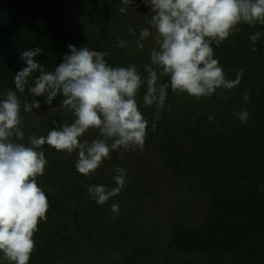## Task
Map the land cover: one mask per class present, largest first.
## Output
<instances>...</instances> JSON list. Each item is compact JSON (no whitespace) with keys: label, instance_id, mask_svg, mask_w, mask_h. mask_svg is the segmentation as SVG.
<instances>
[{"label":"trees","instance_id":"obj_1","mask_svg":"<svg viewBox=\"0 0 264 264\" xmlns=\"http://www.w3.org/2000/svg\"><path fill=\"white\" fill-rule=\"evenodd\" d=\"M0 0V94L13 90V75L24 67L19 53L40 47L33 59L51 71L68 49L82 45L107 51L110 65L134 64L143 72L155 46L151 13L134 0ZM213 56L227 79L242 69L239 84L194 98L167 91L165 108L153 124L155 106H143L148 120L143 150L118 149L91 176L79 174L67 154L43 145L48 160L37 177L48 202L46 219L37 223L34 249L27 264H264V25H238ZM140 28L150 35L137 50ZM260 31L255 51L249 35ZM117 38L128 47H117ZM35 75V74H34ZM162 81L167 77H161ZM31 80L29 81V85ZM247 93V102L241 99ZM21 105L27 91L17 93ZM24 112L21 129L46 135L57 123H70L58 95L51 105ZM246 108L241 123L234 113ZM211 115L210 121L207 117ZM83 139L97 138L89 129ZM127 170L118 195L97 205L88 198L91 184L114 187L113 170ZM119 205L113 215L109 206Z\"/></svg>","mask_w":264,"mask_h":264},{"label":"clouds","instance_id":"obj_2","mask_svg":"<svg viewBox=\"0 0 264 264\" xmlns=\"http://www.w3.org/2000/svg\"><path fill=\"white\" fill-rule=\"evenodd\" d=\"M134 0H120L118 7L124 13L125 6ZM151 13L147 23L154 30L155 46L149 50L148 62L141 72L136 65H110L107 51L77 48L68 44V51L51 71L33 58L42 52L40 47L26 48L19 53L24 67L13 75L15 91L9 89L0 94V264H27L34 249V232L37 223L46 219L48 202L37 177L44 174L48 160L43 145L67 154L75 152V170L83 176L95 174L102 161L109 159L112 151L122 149L143 150L148 120L139 111L137 95L143 106H155L153 124L159 113L171 105H165L167 91L194 98H207L218 89H232L239 84L243 70H237L235 78L227 79L211 45L219 44L230 34L238 32V25H264V0H140ZM135 47L141 50L142 41L149 37V28H140ZM260 31L249 35L255 51ZM117 47H128V41L117 38ZM35 74V75H34ZM161 77H167L166 80ZM31 84L29 85V81ZM27 91L29 99L21 105L17 93ZM60 96V107L72 115L70 123H57L46 135H29L25 142L21 129V107L30 112L51 105ZM241 99L249 100L245 92ZM241 123L248 118L242 108L234 113ZM208 120L213 117L209 115ZM89 129L97 132V138L88 140L82 136ZM127 170L116 166L113 170L114 187L91 184L88 198L102 205L119 194L125 185ZM113 215L119 205L109 206Z\"/></svg>","mask_w":264,"mask_h":264},{"label":"rangeland","instance_id":"obj_3","mask_svg":"<svg viewBox=\"0 0 264 264\" xmlns=\"http://www.w3.org/2000/svg\"><path fill=\"white\" fill-rule=\"evenodd\" d=\"M154 34V33H153ZM106 261H104L102 264H109L108 261L110 260V258H106L105 259ZM98 264H101V263H98Z\"/></svg>","mask_w":264,"mask_h":264}]
</instances>
